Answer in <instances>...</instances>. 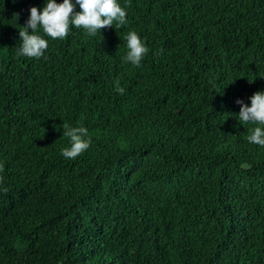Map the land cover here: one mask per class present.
I'll use <instances>...</instances> for the list:
<instances>
[{"label": "trees", "instance_id": "1", "mask_svg": "<svg viewBox=\"0 0 264 264\" xmlns=\"http://www.w3.org/2000/svg\"><path fill=\"white\" fill-rule=\"evenodd\" d=\"M117 2L125 26L41 29L37 59L19 29L47 0H0V264H264V147L247 139L264 126L235 102L264 91V0ZM64 123L92 139L74 160Z\"/></svg>", "mask_w": 264, "mask_h": 264}, {"label": "clouds", "instance_id": "2", "mask_svg": "<svg viewBox=\"0 0 264 264\" xmlns=\"http://www.w3.org/2000/svg\"><path fill=\"white\" fill-rule=\"evenodd\" d=\"M75 5H79L82 11L74 12ZM126 16L125 8L117 0H75V4L73 0H63L62 3L47 0L42 12L35 6L30 9V16L23 30L19 29V38L22 43L17 50V55L37 59L44 56L49 45L48 40L39 34L41 29L44 35L52 39L65 38L69 34L71 22L75 27H82L89 35L95 36L105 27L114 25L116 29H119L125 26L128 23ZM124 40L128 49L123 57L124 61L130 62L135 67L140 66L142 58L148 51L141 37L136 31H129ZM115 89L120 95L125 93L119 80L116 81ZM250 99L251 106L240 98L235 101L241 105L238 120L242 124L264 126V91L255 92ZM63 129V136L69 138L70 147L63 148L61 154L67 159L74 160L90 147L91 136L88 129L82 125L72 127L64 123ZM247 139L251 143L264 147V128L255 127ZM3 191L7 193L8 189L4 188Z\"/></svg>", "mask_w": 264, "mask_h": 264}]
</instances>
